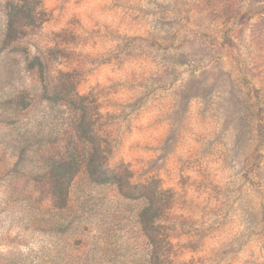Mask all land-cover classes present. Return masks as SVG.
<instances>
[{"label": "rangeland", "instance_id": "1", "mask_svg": "<svg viewBox=\"0 0 264 264\" xmlns=\"http://www.w3.org/2000/svg\"><path fill=\"white\" fill-rule=\"evenodd\" d=\"M152 244L264 264V0H0V264H147Z\"/></svg>", "mask_w": 264, "mask_h": 264}, {"label": "trees", "instance_id": "2", "mask_svg": "<svg viewBox=\"0 0 264 264\" xmlns=\"http://www.w3.org/2000/svg\"><path fill=\"white\" fill-rule=\"evenodd\" d=\"M24 8L23 6H12L11 8V13L12 14V17L14 18V21L15 19H18V16H17V12H20V11H23ZM13 22V21H12ZM12 26L13 24L11 23L10 24V29H8V36H10V33L12 31ZM38 60V58H37ZM40 64L42 65V62L40 61ZM47 92H48V89H47ZM57 91L54 90L52 93H56ZM59 93V92H58ZM57 97V96H56ZM64 100H66V102L68 104L70 103H73L74 100L73 98H66L64 97L63 98ZM84 98H82L80 100V103L82 104V106L79 107V110L81 111L82 114V118L81 120L84 118V116L87 114V110L88 108L86 106H84L83 104H86V103H89V102H86L84 103ZM72 106H75L73 104H71ZM81 125L80 124H71L69 126V128H67L65 131H63V137L64 136H69L72 141H66V145L68 146V149L67 151L68 152H72V154L75 152L79 153L82 158L86 155H84V152L83 151V148L80 144V142H82V135L80 134V130H81ZM93 135L95 134V132L92 133ZM89 143L90 145H93L92 142H91V138L89 136ZM93 149V148H92ZM94 150V149H93ZM93 153V152H92ZM63 163H61L58 167V170L56 171L54 175H59L58 173H62V172H65V174H71L67 177L64 178L65 179H68L70 180L72 177H74V175L76 174V170L78 171L79 170V166L77 165L76 166V160H63L62 161ZM91 165H92V173L95 172L97 170V168H95V166H93L92 162H91ZM89 166V165H88ZM105 167V169H104ZM103 172H104V176H105V180L104 181H113L115 182L119 189H120V192L123 194V195H127L126 193H128L129 191H134L136 188H137V185L135 184H132L130 182V180L132 179L130 176H124V174H122L121 172H119L117 169H114L113 168H108L106 162L105 164H103ZM53 196V195H52ZM53 198L55 199L54 200V210L55 211H63L67 208V205H68V185L65 186V184H59V186L57 187V190H56V194L55 196H53ZM141 220H142V227H143V230L144 232L146 233V235L148 236V239L150 240L151 243H155V240H154V236L151 235L150 231H151V228H155L154 225H155V222L154 220L152 219H148V220H145V215H142L141 216ZM152 255L150 256V258L148 259V262L147 264H167L166 262L162 261L161 258L158 256V248H157V245H153L152 244ZM162 257V255H161ZM163 258V257H162Z\"/></svg>", "mask_w": 264, "mask_h": 264}]
</instances>
